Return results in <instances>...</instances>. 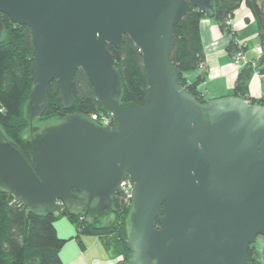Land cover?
Returning a JSON list of instances; mask_svg holds the SVG:
<instances>
[{
    "label": "water",
    "instance_id": "1",
    "mask_svg": "<svg viewBox=\"0 0 264 264\" xmlns=\"http://www.w3.org/2000/svg\"><path fill=\"white\" fill-rule=\"evenodd\" d=\"M193 8L207 13L212 0H0V28L2 13L33 41L28 156L0 128V186L28 209L69 210L77 199L96 214L129 175L134 264H252L247 248L264 237V106L236 95L202 103L177 82L174 27ZM123 35L142 55V105L119 102L107 44ZM78 69L113 124L71 112L33 135L52 80L72 107Z\"/></svg>",
    "mask_w": 264,
    "mask_h": 264
},
{
    "label": "trees",
    "instance_id": "2",
    "mask_svg": "<svg viewBox=\"0 0 264 264\" xmlns=\"http://www.w3.org/2000/svg\"><path fill=\"white\" fill-rule=\"evenodd\" d=\"M244 3L252 12L257 24L261 55L255 62L242 65L236 75L232 95L248 99L252 104L264 106V93L260 98L248 96V82L256 70L264 77V0H212V8L205 13L197 8L188 10L180 26L174 27L175 44L170 62L178 70L177 82L202 103L205 99L196 88L198 81L189 82L184 72L198 68L204 60L199 34L202 17L215 19L220 28L231 35L227 49L233 53L238 39L226 19ZM244 46H242L243 48ZM112 53L113 65L120 75V103L142 105L148 88L146 71L140 50L132 40L123 35L119 47L107 44ZM33 41L28 26L13 23L1 15L0 28V128L5 136L28 156L25 140L29 137V119L25 115L28 94L33 86L31 56ZM59 84L52 80L47 88V105L43 114L32 120L44 124L49 120L60 121L66 114L78 112L89 118L95 112L106 113L96 101L95 91L85 73L78 69L72 83L73 104L65 109L58 99ZM113 219L107 223L94 220L83 211L67 210L62 205L46 213L39 208L28 209L5 187L0 186V264H71L61 259L60 248L67 240L57 235L54 221L62 215L76 227L75 240L82 245L81 235L96 236L112 257H119L106 264H134L127 244L132 211L131 199L124 200L119 190L112 196ZM163 210V207L161 208ZM89 216L91 219H89ZM79 217H81L79 219ZM247 258L252 264H263L256 244L247 248Z\"/></svg>",
    "mask_w": 264,
    "mask_h": 264
},
{
    "label": "crops",
    "instance_id": "3",
    "mask_svg": "<svg viewBox=\"0 0 264 264\" xmlns=\"http://www.w3.org/2000/svg\"><path fill=\"white\" fill-rule=\"evenodd\" d=\"M232 28L236 38L244 43V55L247 59H256L261 53L256 48L260 45L257 24L251 10L241 3L233 12ZM199 34L204 54V69L195 68L184 72L187 81H198L196 88L205 99L232 95L236 75L240 69L232 60L227 46L231 35L224 32L219 23L211 17H202L199 21ZM264 93V77L253 72L248 82V96L260 98ZM57 230L58 227L56 226ZM84 254V252H81ZM71 264H88L84 257L74 260L64 259ZM84 256V255H83ZM109 256L105 261L94 259L89 264L110 263Z\"/></svg>",
    "mask_w": 264,
    "mask_h": 264
},
{
    "label": "rangeland",
    "instance_id": "4",
    "mask_svg": "<svg viewBox=\"0 0 264 264\" xmlns=\"http://www.w3.org/2000/svg\"><path fill=\"white\" fill-rule=\"evenodd\" d=\"M57 122L59 121H55L53 119V120L44 122V125L48 126L51 124H55ZM38 208L42 210L40 207ZM83 208H84V205L81 201L77 199L71 200L70 210L72 211L84 210ZM104 210L105 209L103 210L101 209L96 212V214H98L100 223L101 222L107 223L108 221H111L113 219V216H112L113 214L110 211L104 212ZM90 215L94 216L93 214H90ZM80 218L81 217H79V219ZM89 219H91L90 216H89ZM54 226H55L57 235L60 238L67 239L59 251V253H61V256L64 259L74 260V258L84 257L83 261L86 260L88 264L91 263L94 259H100L102 261H105L109 256L112 258L110 262H113L119 259V257H115V258L112 257L109 251L104 247L103 243L96 236L82 234L81 235L82 245H80L74 238V235L76 233V227L72 222H70V220L67 218L66 215H62L59 218H57L54 221ZM56 226L58 227V230ZM128 228L130 229L129 225H128ZM254 244H256L258 252H259V257L262 259V263L264 264V237L261 235L257 236ZM81 252H84V254H82ZM65 262H68V261H65ZM94 264H98V263H94Z\"/></svg>",
    "mask_w": 264,
    "mask_h": 264
},
{
    "label": "built area",
    "instance_id": "5",
    "mask_svg": "<svg viewBox=\"0 0 264 264\" xmlns=\"http://www.w3.org/2000/svg\"><path fill=\"white\" fill-rule=\"evenodd\" d=\"M225 24L227 26L229 25L232 28V17L227 18ZM242 46H244V43L238 40L237 48L232 53L233 62L240 67L249 62H252V64L255 65V62H253L251 59L245 58L244 47L242 48ZM256 50L258 51V53H261L262 52L261 46L259 45L256 48ZM198 68L200 69L205 68L204 60L199 62ZM255 72H257L260 76H262V74L259 73L258 70H256ZM89 119L92 120L94 123H98L99 125L102 126H111L113 124V116L109 111H107L106 113L104 112L92 113L90 114ZM132 186H133V181L131 177L129 175H126L117 188L123 195L125 201H127L130 198V190Z\"/></svg>",
    "mask_w": 264,
    "mask_h": 264
},
{
    "label": "flooded vegetation",
    "instance_id": "6",
    "mask_svg": "<svg viewBox=\"0 0 264 264\" xmlns=\"http://www.w3.org/2000/svg\"><path fill=\"white\" fill-rule=\"evenodd\" d=\"M1 15H2V13H1ZM97 125H99L98 123H96ZM32 125H33V127L34 126H37L38 127V129H34L33 131H32V134L34 135L36 132H39V130L42 128V127H45V125L43 124H40V123H38V122H36V123H34L33 124V122H32ZM118 190V189H117ZM83 203V202H82ZM84 210H78V211H83V213H85V209H86V207L84 206V208H83ZM112 210H113V208L111 207L110 208V212L112 213ZM106 211H108L107 209H105L104 210V212H106ZM86 214H91V213H86ZM94 215V220H96V221H99V217H98V214H93Z\"/></svg>",
    "mask_w": 264,
    "mask_h": 264
}]
</instances>
